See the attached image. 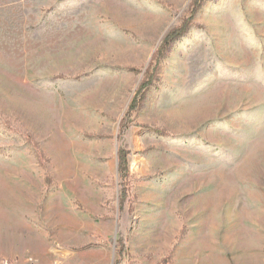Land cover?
Wrapping results in <instances>:
<instances>
[{
  "label": "rangeland",
  "instance_id": "374dc122",
  "mask_svg": "<svg viewBox=\"0 0 264 264\" xmlns=\"http://www.w3.org/2000/svg\"><path fill=\"white\" fill-rule=\"evenodd\" d=\"M193 1L0 0V264H264V0Z\"/></svg>",
  "mask_w": 264,
  "mask_h": 264
},
{
  "label": "trees",
  "instance_id": "16d2710c",
  "mask_svg": "<svg viewBox=\"0 0 264 264\" xmlns=\"http://www.w3.org/2000/svg\"><path fill=\"white\" fill-rule=\"evenodd\" d=\"M205 0H194L191 4V14H195L197 11H199L203 5ZM191 25V20L190 19H185L182 24L174 29H172L168 35L165 37V39L163 40L161 46L159 47L158 51L156 52V54L153 57V61L156 60L159 61L160 59H162L165 55V53L167 52L168 48L177 40H179L181 37H183L189 27ZM156 71L157 68H155V71L151 72V71H147L145 73L144 76V80L142 81L135 99L133 100V105L131 106V111H134L135 109H137V106H141L145 97H146V93L148 92V90L152 87L154 81L156 80ZM158 134H163L161 132H156ZM118 170L119 172H123L126 170L127 167V161H126V154L124 153V151H120L119 152V156H118ZM124 198V196H123ZM122 198V199H123Z\"/></svg>",
  "mask_w": 264,
  "mask_h": 264
}]
</instances>
